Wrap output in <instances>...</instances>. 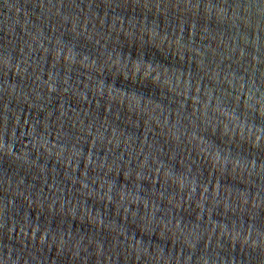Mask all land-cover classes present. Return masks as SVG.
Wrapping results in <instances>:
<instances>
[{
  "label": "water",
  "instance_id": "1",
  "mask_svg": "<svg viewBox=\"0 0 264 264\" xmlns=\"http://www.w3.org/2000/svg\"><path fill=\"white\" fill-rule=\"evenodd\" d=\"M0 264H264V0H0Z\"/></svg>",
  "mask_w": 264,
  "mask_h": 264
}]
</instances>
